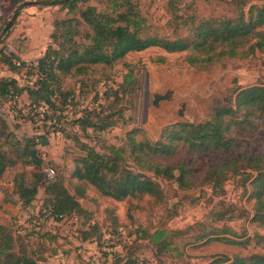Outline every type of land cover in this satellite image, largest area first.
<instances>
[{
	"label": "rangeland",
	"instance_id": "obj_1",
	"mask_svg": "<svg viewBox=\"0 0 264 264\" xmlns=\"http://www.w3.org/2000/svg\"><path fill=\"white\" fill-rule=\"evenodd\" d=\"M27 1L30 5H38L41 10H45L46 7L47 13L44 15L43 24L39 23L38 26L44 29L43 38L45 41L47 39V47L52 42L51 34L55 20L78 16L79 10L87 5H95L101 12L113 13L108 0H86L79 3L77 12L69 14L68 8H63L61 4L46 6L31 3L35 0ZM131 2L140 13L141 26L146 28L148 34L170 37L189 36L186 27L176 28L175 8L181 9L180 14L196 13L206 17L237 14V7L229 0H178L179 3L175 7L169 0ZM0 6L4 17L3 26L10 22L17 12L7 35L5 30L0 28V52L13 51L15 56L9 34L18 24L20 13L29 5L17 11L10 6L9 0H0ZM247 9L248 4L245 6V10ZM50 24L53 29L47 38L45 28ZM81 29L87 30L84 26ZM81 40L80 42L85 44L90 42L85 38ZM159 55H166L167 62L155 63L153 59ZM184 56L185 52L167 54L164 50L153 47L142 52L130 53L113 66H95L89 76L82 78L86 80V87L82 90L84 92L82 98H76L78 105L74 107L71 103L69 111L64 113L67 118L60 121L64 128H68L69 137L68 133L54 129L57 121H48L46 125L41 121L34 123L31 120L33 114L24 108L28 100L26 94L18 98L14 108H9L11 112L4 111L11 133L9 141L6 142L5 138L0 140V151L6 154V167L2 174V181L6 182V185L1 190L2 195L17 206L18 210L12 213L9 209L0 208V224L6 225L8 230L28 245L30 250L38 251L35 255L37 258L40 256L46 258L42 264H115L119 256L126 254L132 238L145 237L158 228L180 230V233L173 234L172 244L167 251L164 248L160 250V245L145 240L138 252L146 259L147 264H209L223 256L232 260L236 254L247 256L251 252H264V242L256 244L257 236H264V227L252 221L254 201L248 199L249 191L244 186L249 170L245 167L246 160L243 158L244 154L263 156V129L255 134H238L242 140L241 148L233 149L230 156L238 158L239 170L234 172L227 169L222 183L223 188L217 191L208 183L181 189L173 181L161 180L164 199L161 203H156L150 196L115 201L100 195L92 185L86 186V195L83 196L75 189L77 181L72 174L77 160L87 154L88 146L100 153H107L112 146L123 145L127 132L133 128L140 131L139 140L155 141L167 125L180 121L194 123L209 121L215 105L228 103L232 91L238 87L264 84V52L257 51L255 55L247 58L227 60L226 64L217 63L204 71L187 65L183 62ZM29 63L36 64L37 59ZM127 75L131 76L129 81L133 88L131 94L115 98L112 92ZM36 78L37 75L27 76L26 71H23L17 80L21 85H25L31 84ZM80 80L81 78L75 76L65 77L62 82L63 90L79 96ZM170 89L173 90V98L160 100L156 106L154 104L156 92L165 93ZM108 94L109 97L106 98ZM4 103H6L4 100H0V107ZM99 104L105 108L109 104L112 105L113 111L117 112L114 116L117 122L115 125L104 131H94L91 128L87 132H81L78 127L74 128L72 121L69 120L80 115L79 110L89 106L99 111L101 110ZM180 109L183 110L182 116L178 113ZM109 113L107 110L105 114ZM38 132L42 134L48 132L50 138L48 145L36 146L44 158V165L49 164L56 168L54 180H62L83 206L84 211L71 219L54 221L41 216L40 221H35L38 214L40 215L39 210L46 198L45 187L50 181L45 180L43 164L40 169L34 167L30 157L22 158L19 155L18 148H23L26 137L34 136ZM227 158L228 154L189 153L182 149L178 156L163 160L174 163L185 159L192 165L196 174L201 176L214 162H222ZM19 173L25 174L28 182L40 176L38 194L27 208H21L18 199L12 196L8 187L17 179ZM34 174L38 176L34 177ZM246 183L250 188L249 181ZM112 208L115 209L118 218L117 225L114 224L110 213ZM93 223H97L101 228L95 237H102L100 240L95 238L97 241H82L83 230ZM225 238L243 241L245 244L232 243Z\"/></svg>",
	"mask_w": 264,
	"mask_h": 264
},
{
	"label": "trees",
	"instance_id": "obj_2",
	"mask_svg": "<svg viewBox=\"0 0 264 264\" xmlns=\"http://www.w3.org/2000/svg\"><path fill=\"white\" fill-rule=\"evenodd\" d=\"M108 1L113 13L101 12L97 6L87 5L79 10L78 16L55 20L51 34L52 42L44 54L37 59L36 65L24 61L17 65L12 62V57L0 52V61L8 65L11 70L17 73L26 71L27 76L37 75L36 80L25 85H21L16 78H0V100L7 101L11 90L16 95L15 102L26 93L28 100L24 108H28L30 114L42 105H47L51 112L44 113L38 120H34L33 116L30 119L36 124L41 121L45 125L48 121H57L54 129L68 133L69 137L68 128H64L60 121L65 119L64 113L69 111L71 103L74 107L78 105L76 98H82L84 94L82 90L86 87V80L82 78L89 76L97 65L113 66L130 53L157 47L167 54L185 52L183 62L204 71L217 63L226 64L227 60L247 58L255 55L257 51L264 52V2L252 4L250 0H229L237 7L235 16L206 17L196 13L187 15L180 14L181 9L175 8L176 28L186 27L189 36L170 37L148 34L146 28L141 26L140 13L131 0ZM9 2L17 11L30 5L27 0H9ZM81 2L86 0H35L31 3L46 6L61 4L63 8H68L67 14H69L77 12ZM169 2L173 7L179 3L178 0H169ZM247 4L248 9L245 10ZM3 19L2 11L1 30H5V25L8 24L5 23L3 26ZM83 26L87 30L83 31L81 29ZM5 33L7 35L8 31ZM84 38L90 42L88 44L80 42ZM153 61L164 64L167 62V56L159 55ZM67 76L81 78L79 96L63 90L62 82ZM130 77V75L125 76L117 89L114 91L111 89L115 98H123L131 94L133 88L129 82ZM108 97L109 94L106 98ZM228 99V103L215 105L216 108L212 111L209 121L200 123L180 121L167 125L155 141L139 140L140 131L133 128L127 132L123 145L112 146L107 153H100L88 146L87 154L77 160L72 174L77 181L76 191L82 196L86 195V186L92 185L100 195L115 201L143 199L145 196H150L156 203H161L165 194L161 180L173 181L181 189H189L199 183L212 185L214 191L222 189L226 170L230 169L234 172L239 170L238 158L230 156L233 149L241 148L242 140L238 134H255L262 129L264 131V84L238 87L232 91ZM99 106L101 108L99 111L89 106L82 108L79 110L80 115L69 121H72L74 128L78 127L81 132H87L91 128L94 131H104L115 125L117 122L114 116L117 112L113 111L112 105L109 104L106 108L102 104ZM107 110L110 111L109 114H105ZM8 129L7 119L0 113V140L5 138L6 142L9 141L11 132ZM38 133L26 137L23 148L18 150L22 158H31L34 167L40 169L43 164L44 171V158L36 146L48 145L50 138L48 132ZM182 149L189 153L228 154V158L222 162H214L200 176L185 159L174 163L163 160L178 156ZM243 158L246 160L245 167L249 170L246 173L244 186L249 191L248 199L254 201L252 221L264 227V154L263 156L244 154ZM5 167L6 154L0 151V175L4 173ZM17 175L11 193L12 196H17L21 208H27L38 194L40 176L28 182L25 174ZM44 177L50 182L45 187L46 198L35 221H40L41 216L54 221H63L84 211L78 198L70 193L62 180H54L56 175L48 180L45 172ZM247 181L250 188L247 186ZM110 213L114 224L117 225L115 209H110ZM100 231L101 228L97 223L89 224V227L82 232L84 234L82 241H97L95 238L100 240L102 236L95 237ZM177 233H180V230L158 228L145 237L132 238L126 254L119 256L115 264H147L146 259L138 252L143 247L144 241L160 245V250L164 248L167 251L173 241L171 237ZM225 240L245 244L243 241H234L230 238ZM263 242L264 236L258 235L256 244ZM37 253L38 251L30 250L23 240L18 239L8 230L6 225L0 224V264H42L46 258L42 256L37 258L35 256ZM209 264H264V252H251L247 256L236 254L232 260L223 256L212 260Z\"/></svg>",
	"mask_w": 264,
	"mask_h": 264
},
{
	"label": "crops",
	"instance_id": "obj_3",
	"mask_svg": "<svg viewBox=\"0 0 264 264\" xmlns=\"http://www.w3.org/2000/svg\"><path fill=\"white\" fill-rule=\"evenodd\" d=\"M262 2H264V0H258L256 2L251 1L252 4ZM44 9L45 10L39 9L38 5H29L26 7L24 11L20 13L18 24H16V26L13 28V31L9 34V38L14 45L15 55L20 58L21 61L28 63L31 60H36L40 58L46 50L47 39L45 41V38H43L44 29L43 27L38 26L39 23L43 24L44 15L47 13L46 7ZM52 29L53 26L51 24L45 28L46 34L48 33L47 38L52 32ZM45 36L46 35H44V37ZM19 74L20 73L11 70L8 65L0 61V78L10 77L18 79ZM9 108V105L4 103V105L0 107V113L3 114L4 111L11 112ZM2 179V175H0V208L9 209L12 213H15L18 210L17 206L15 207L7 198L4 197V195H2V190L4 185H6V182H3ZM8 187H10L11 193L13 190V182ZM15 197L17 196L15 195Z\"/></svg>",
	"mask_w": 264,
	"mask_h": 264
},
{
	"label": "built area",
	"instance_id": "obj_4",
	"mask_svg": "<svg viewBox=\"0 0 264 264\" xmlns=\"http://www.w3.org/2000/svg\"><path fill=\"white\" fill-rule=\"evenodd\" d=\"M2 17V11H1V6H0V19ZM12 49V48H11ZM12 51V50H11ZM5 54H7L8 56L12 57V62L17 64V65H20L21 64V60L20 58L14 56V53L13 51L12 52H8V51H5ZM29 63V62H28ZM36 65V64H35ZM14 97H16L15 93L13 92V90L10 91L9 95H8V100L6 101V103L9 105V107L11 108H14L15 107V99ZM28 109V108H27ZM37 114V115H34V114ZM46 113V114H50V110L48 108L47 105H42V106H39L38 108L35 109V112L32 113L33 114V118L34 120H38L39 118L43 117V114ZM31 114V115H32ZM41 129H42V126H41ZM44 172H45V176L48 180H51L55 177L56 175V168L52 165H49V164H45L44 166Z\"/></svg>",
	"mask_w": 264,
	"mask_h": 264
},
{
	"label": "water",
	"instance_id": "obj_5",
	"mask_svg": "<svg viewBox=\"0 0 264 264\" xmlns=\"http://www.w3.org/2000/svg\"><path fill=\"white\" fill-rule=\"evenodd\" d=\"M16 16H17V12L14 14L13 18L11 19L10 22H8V24L6 25L5 27V32H7L9 30V28L11 27L13 21L16 19ZM172 94H173V90H167L165 93H161L160 91L156 92V94L154 95L155 97V100H154V104L156 106H158V103L160 100H163V99H172ZM182 107H184V104L182 103L181 104ZM179 115L182 116L183 115V110L180 109L178 111Z\"/></svg>",
	"mask_w": 264,
	"mask_h": 264
}]
</instances>
